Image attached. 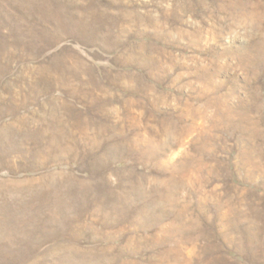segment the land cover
Returning a JSON list of instances; mask_svg holds the SVG:
<instances>
[{
	"label": "rangeland",
	"instance_id": "obj_1",
	"mask_svg": "<svg viewBox=\"0 0 264 264\" xmlns=\"http://www.w3.org/2000/svg\"><path fill=\"white\" fill-rule=\"evenodd\" d=\"M0 264H264V0H0Z\"/></svg>",
	"mask_w": 264,
	"mask_h": 264
}]
</instances>
